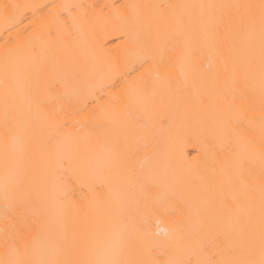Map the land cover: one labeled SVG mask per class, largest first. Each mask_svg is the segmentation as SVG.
Instances as JSON below:
<instances>
[{
    "label": "bare ground",
    "instance_id": "1",
    "mask_svg": "<svg viewBox=\"0 0 264 264\" xmlns=\"http://www.w3.org/2000/svg\"><path fill=\"white\" fill-rule=\"evenodd\" d=\"M260 0H0V259L5 258L4 241L17 238L22 233L23 242L18 244L20 254L24 245L31 250L33 240L38 243L51 234L48 251L52 245L60 248L69 259H95L98 251L106 246H115L120 241V226L109 223L105 209L111 204L122 206L125 215L141 221L143 206L165 201L175 214L163 217L160 231L155 226V218L149 221L148 232L139 246L144 248L154 242L175 245L178 237L172 230L174 223L196 224L204 207V199L210 177L219 173L221 162L241 151V146L233 142L225 143L226 133L217 128L209 135L198 120L189 125L176 113L174 105L161 104L159 100L150 105L147 116L138 112L135 100L137 88L157 85L156 65L148 61L141 67L137 56L138 47L133 33L128 42L121 39L117 31L122 16H132L139 12L143 18L140 39L157 25L163 27L160 13H180L179 9H169L177 4H259ZM5 5H27L20 9L8 8V13H16V26L10 31L4 25ZM61 5H79L72 8L73 15L87 14L85 38L62 36L63 48H57L59 69L65 84L52 79L51 70L42 72L37 88L29 89L27 77L36 78V68L27 59L9 70L6 79L4 53L6 48H21L30 37L47 32L54 26L55 17L67 19L69 11ZM129 5H159L157 8L132 9ZM199 11V10H197ZM243 10L225 8L214 11L204 10L205 22L218 25L217 35L209 27L206 35L199 40L201 69L217 72L219 57L214 46L224 57L241 53L245 46L246 25L241 19ZM183 37L177 41V50L170 55L169 63L177 61L183 51ZM210 66V67H207ZM71 68L72 71H67ZM175 82L183 86L185 76L179 68H173ZM140 81H143L141 84ZM38 98L39 107L35 100ZM254 111L249 119L256 125L246 131L256 144L260 143L259 118L261 116L258 72L256 91L250 96ZM138 115L147 130H133L129 143L121 145L122 154L118 159L113 153V145L120 136L119 126H110L113 116L112 106ZM103 109V111H102ZM55 114L59 123L67 124L75 135L64 143L72 149L71 160L63 159L60 177L75 192V208L62 209L52 199H44L39 210L32 202L15 191L17 175L10 166L5 171L4 142L6 123L23 129L41 124L48 130L45 115ZM100 124L104 131L92 132ZM76 129L82 131L76 133ZM181 151L183 155H181ZM37 157L39 152L34 153ZM162 161V166L151 171L153 162ZM103 169V174L97 171ZM257 176L260 163L253 165ZM9 188V199L5 200V183ZM149 189L145 191V189ZM33 187L30 191H38ZM129 192L132 193L129 196ZM70 218V219H69ZM7 230V231H6ZM167 259V254L160 256Z\"/></svg>",
    "mask_w": 264,
    "mask_h": 264
},
{
    "label": "snow or ice",
    "instance_id": "2",
    "mask_svg": "<svg viewBox=\"0 0 264 264\" xmlns=\"http://www.w3.org/2000/svg\"><path fill=\"white\" fill-rule=\"evenodd\" d=\"M20 9L27 5H5L4 25L7 30L16 26V13H8V8ZM69 11L65 20L55 17L54 26L47 32L30 37L23 48L17 45L4 53V72L7 79L9 70L27 59L36 68V78L27 77L29 89L37 88L42 72L51 70L52 79L65 84L63 71L59 69L57 48L62 49V36L70 35L73 43L76 38H85L87 14L79 16L71 13L79 5H61ZM132 9L157 8L159 5H129ZM169 9H179L180 13H160L164 23L157 25L140 39L143 18L139 12L132 16L117 13L120 25L117 31L121 39L128 42L134 33L138 47L137 56L141 67L149 60L156 65L157 85L137 88L135 100L138 112L147 116L153 101L174 105L177 115L185 123L198 120L206 132L211 135L219 128L226 133L225 143L233 142L241 146V151L231 158H225L220 165L219 173L213 172L209 180L204 207L196 224L174 223L172 230L178 237L175 245L154 242L144 248L139 246L148 232L149 221L155 218V226L160 231L163 217L175 213L165 201L153 204L145 202L141 221L137 222L131 215L126 216L122 206L114 208L109 204L105 217L109 223L120 226V241L115 246H106L98 251L95 259H69L55 245L48 251L51 234L39 243L33 240L31 250L24 245L21 256L18 244L23 242L22 233L17 238L4 241L5 258L0 264H264V0L259 4H177ZM231 8L243 10L241 19L246 25L245 46L241 53L224 57L219 51L218 43L214 46L219 57L217 72L201 69L199 40L206 35L209 27L217 35L219 26H210L205 22L204 10ZM199 10V11H197ZM183 37V51L177 61L169 63L171 53L177 50V41ZM210 67V66H207ZM173 68H179L186 78L183 86L175 82ZM67 71H72L68 68ZM258 72L259 95L261 99L259 118L260 143L256 144L246 131L256 125L249 119V112L254 111L250 96L256 91ZM142 84L143 81H140ZM39 107L38 98L35 100ZM103 111V109H102ZM110 126L120 128V136L113 145V153L118 159L126 158L121 145L126 146L132 138L133 130H147L138 115L125 109L123 113L115 105ZM48 130L45 132L39 123L21 130L6 123L4 142V163L6 176L11 166L17 175L15 191H19L38 210L44 199L55 200L62 209L75 208V192L60 177L63 159L71 160L72 149L64 141L75 135L67 124L59 123L55 114L45 115ZM100 124L92 132L104 131ZM82 129H76L78 133ZM39 152L37 157L34 153ZM181 155L183 152L181 151ZM260 163L259 176L253 165ZM162 166L161 160L153 162L151 171ZM103 174V169L93 174ZM38 187V191H30ZM149 189H145L148 191ZM132 193L129 192V196ZM5 200L10 193L5 183ZM70 219V218H69ZM7 231V230H6ZM167 254V259L160 256Z\"/></svg>",
    "mask_w": 264,
    "mask_h": 264
}]
</instances>
